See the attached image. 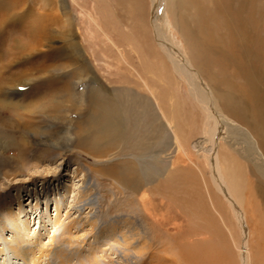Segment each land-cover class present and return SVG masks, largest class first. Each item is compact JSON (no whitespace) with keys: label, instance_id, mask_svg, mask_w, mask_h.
I'll use <instances>...</instances> for the list:
<instances>
[{"label":"rangeland","instance_id":"1","mask_svg":"<svg viewBox=\"0 0 264 264\" xmlns=\"http://www.w3.org/2000/svg\"><path fill=\"white\" fill-rule=\"evenodd\" d=\"M10 2L15 0H0V21ZM28 9L37 15H44L45 10L50 13L55 19L51 33L61 36L17 56L11 37L18 30L13 14ZM66 13L71 23L67 30ZM160 13L165 35L201 72L198 81L212 90L228 119L252 133L264 154V0H163ZM153 16L151 0H24L4 18L8 25L0 33V79L17 77L25 84L2 93L14 109L0 106V135L14 133L22 142L23 137L33 140L31 132L22 133L24 125L16 123L14 112L22 114L35 95L42 93L49 96L43 104L56 113L44 110L40 116L39 109L30 121L42 128L46 138L59 132V139L53 136L49 143L31 142L24 155L12 150L0 154V210L3 201H9L23 224L27 221L30 244L37 242V249L44 251L64 248L70 255L69 264H188L184 255L177 253L178 246L202 244L207 236L195 234L210 233L213 227L222 235L229 253L223 258L228 260L226 264H241L237 248L243 242L241 229L206 166L203 108L190 95L184 78L172 84L162 79L161 64L156 61L161 60L162 52L157 49ZM63 27L72 30L70 38L74 33V54L55 51L65 47ZM165 65L171 72L170 64ZM145 81L152 86L149 94L161 101L162 113L156 102L147 107L142 120L132 113L118 125L115 116L107 113H111L108 104L100 109L92 107L90 92L97 83L108 90L102 101L111 102L115 89H143ZM242 105L248 107L249 114L237 110ZM89 113L95 114L96 122L86 127ZM5 124H17L21 130L16 131L14 125L8 131ZM112 126L119 129L115 136ZM8 135L5 137L12 139ZM36 151L64 156L39 164L33 159ZM218 152L224 162H239V179L247 196L244 212L254 219L250 220L254 221L255 264H264V176L242 155L246 153L242 139L231 145L220 138ZM4 169L16 176L14 182L6 179ZM46 169L56 171V175L44 178L35 173ZM86 180L95 187L97 206L85 209L83 227L74 226L69 232L65 226L75 218L70 208ZM4 184L10 187L4 189ZM63 196L65 207L61 223L56 225L54 199ZM143 199L152 212L150 218L143 214ZM194 208L199 209V215H191ZM88 213L94 218L92 225L86 219ZM53 234L56 244L51 246ZM12 236V231L5 233L9 240ZM0 247L6 248L3 243ZM9 257L12 255H3L0 264H11ZM49 263L59 261L54 255L41 260V264Z\"/></svg>","mask_w":264,"mask_h":264},{"label":"bare ground","instance_id":"2","mask_svg":"<svg viewBox=\"0 0 264 264\" xmlns=\"http://www.w3.org/2000/svg\"><path fill=\"white\" fill-rule=\"evenodd\" d=\"M23 1L24 0H18V1L15 0V2L13 3L10 2V4H7L6 8H4L5 10L3 11L4 18L9 16V14L13 12V9L21 7ZM162 4H163V0H151V5H152V8L154 9V16L151 22L154 28V32H156L155 39H156V44L158 47L157 49L162 52L161 60L159 58L156 59V57L154 58L156 59L157 62L160 61L159 63L161 64V70L164 73V74L162 73V79L172 84V82L173 81L175 82L176 80H178L179 77L184 78L187 81L190 95L192 96L194 101H196V103L199 104L201 108H203L202 112L204 115V122H203L202 139L204 142L206 166L211 174V180L214 186L216 187L217 192L227 202L229 209L232 211V215H234L235 220L237 221L241 229L243 242L241 244L238 243V246H237L238 253H239V260L241 261V264H255L256 256H255L254 249L252 247L253 246L252 235L254 233L252 234L253 226L251 224V222H254L251 220H254V219H252L253 215L250 214V219H251L250 220L247 217V213H245L246 209L244 210V205H246L244 204V202L247 196L244 195L245 189L243 188V181L239 179V168H240L239 162L234 161L232 159L228 160L227 162H224L223 158H221L218 152V142L220 143V138H224L226 142L232 145L234 141H237V138L239 140L242 139L246 147V153L242 155L247 157L249 160H251L256 165V167L258 168V170L263 176H264V154L259 149L256 143V140L252 136V133L249 130L242 128L241 126L237 125L235 122L228 119L224 115V113L221 111V109H219V106L216 102L215 94L212 92V90L207 85H203L198 81L200 78L202 79V74L199 71V69L195 67L194 63L190 60V58L188 59L187 56H184L180 51H178L174 47L171 40L165 35L163 31V26H162V22H163L162 15L160 13ZM45 11L43 13L44 15H37L35 12L31 11L30 9H28L25 13H21V14L14 13L13 14L14 18H16L14 22L18 23V25L15 24L18 30L15 29L14 31H17V32L16 34L11 35V37L13 40V44H15V47H16L17 56L19 55L25 56L26 52L27 53L33 52L35 51V49H38L40 47H45L47 44L49 43L51 44L54 40L58 39L59 36H61V34L57 35L56 33H51V25L53 24L55 19H52L50 17L52 15L47 12L45 13ZM31 12L33 14H31ZM68 15H69L68 13H66L65 16L63 15L65 19V25H67L66 30L71 27V23H70V19ZM4 18L3 20L0 21V33L6 31L5 30L7 28L6 25H8L6 24V20ZM64 29L65 27H63V31H65ZM71 33H72V30L65 31L63 33V37H64L63 44L65 47L57 48L55 49V51L60 52L61 50H63L64 54H67L69 52L72 54L73 51L76 52L77 44L75 43V40L73 37L74 33L72 34V37L70 38ZM191 41H193V39ZM165 62L168 63V65L170 64L172 68L171 72L168 70L169 66L166 67L167 65H165ZM159 63H157V65ZM19 77H23V76H19ZM16 78L17 77L0 79V97L3 96L2 93L4 89L9 88L14 85L20 86V85L25 84L24 81L16 79ZM140 78L142 79V77ZM122 83L124 84L125 82H122ZM97 84L93 87V89L90 92L92 107L93 108L98 107L100 109L101 106H105L106 104H108L110 106L111 113L110 112H107V113L108 115H112L113 117L115 116L114 122L117 123L118 125L120 124V120H122L124 116L125 118L129 117L127 119L129 120L131 118L130 114L132 113H137L140 120H142L144 118V114H145V111L147 110V107L155 106L156 102H158V105H157L158 109L162 113L161 101H158V99L154 97V94H152L153 96L149 94V92L152 91L151 89L152 86H150L149 85L150 83H148L147 81L142 82V84L145 86L143 89L136 90L132 88H123V92L121 91L122 89H118V90L115 89V93L111 95L112 96L111 102L102 101L103 95L108 93V90L106 87H104L101 84H98L99 85L98 87ZM128 84L129 83L127 81V85ZM222 84H224V81ZM125 85L126 84H124V86ZM225 87H227L228 89V86H225ZM80 95L82 96L81 93ZM81 96H78V97H80L81 99L83 97ZM48 97L49 96H45V95L42 96V93L37 94L30 101L29 106L24 110L22 114L18 112L17 113L14 112V116L17 119L16 123L18 124L19 122L22 121L24 125V129L21 130L17 124H14L16 126V131L21 130L22 133L31 132L32 136H34L33 137L34 139L29 140L28 138L23 137V142H22L19 139H15L16 136L14 135V133H12L11 135H8V134L5 135V132H3L0 135V154L5 155L7 151L12 150L15 152H19L21 155H24L25 149L28 147L31 148L30 147L31 142L32 143L35 142V144L36 143L37 144L47 143V142L49 143V141H47L49 138H46V136L41 132L42 128L38 127L35 123H32L30 121L32 118L36 117L39 109L42 110V112L40 113V116L45 113L43 112L44 110H46V112L49 111V112L56 113V110L51 109L48 105L43 104L44 100ZM1 99L5 100V101L0 100L1 107L3 108L7 107L8 109H14V108H10V105H13L12 102L8 101L4 97H1ZM80 99L78 98V100ZM78 103L81 104V102L79 101ZM240 106L239 107L237 106L238 107L237 110L241 111L243 115L249 114L250 111L248 110V107H245L246 104L245 106L242 105L243 107H240ZM2 115L5 116L4 114ZM156 116L159 117V113H157ZM0 117H1V114H0ZM88 118L92 122L89 120L86 127L93 126V124L96 122L95 114L89 113ZM0 119H3V118H0ZM39 119L40 118H38V120ZM14 125L5 124L3 125V127L6 130L11 131ZM112 127H113V132H114L112 133V135L115 136L117 132H119V129L117 126H115L117 130L115 129L114 126ZM58 134L59 132H57V134L55 132L53 136H57ZM7 135L10 136L12 139H7L5 137ZM35 135L37 136L36 138H35ZM53 136L49 140L53 139ZM56 139L58 140L59 136H57ZM176 140L178 141L177 138ZM10 144H11V147L9 146ZM238 152L241 153L240 150H238ZM34 153L36 154L33 157V159L36 160V162L39 164H41V162L44 164H46L47 162H53V161L55 162L58 159L63 158L64 156V153H60V152H57L56 154H51L48 152L39 153L38 151H36ZM44 156L46 159L43 158ZM27 165L28 164H26V166ZM7 169H4L2 171L4 176L6 177V179L9 180V182L10 181L14 182V180L16 179L14 177L16 176L14 174H10L11 171ZM21 169L23 170V168ZM53 171L46 169V170H42L41 172L37 170L35 171V173L43 176L44 178H47L50 176V174L56 175L55 174L56 171L54 172ZM80 172L82 173L84 172V170L80 169ZM10 178L12 179L10 180ZM4 185H5L4 189H8L10 187L9 184H4ZM94 188L95 187L93 186L92 182L86 180L85 182H83L81 187L78 189V190H81V193L80 195L77 196V198H75V201L71 205V208H70V212L71 211L74 212L75 218L71 220V222L69 223L70 225L65 226V229H67L69 232L71 231L70 229H72L74 226L82 225L81 224L82 216L84 215L83 211L85 209L87 208L94 209L97 206L96 197L93 194ZM64 191L65 193L69 192L67 188H64ZM54 200H55V206H56V211H57V219H56L57 221L55 224L58 225L61 223L60 219H61L62 209H64L65 207V197L63 196V198L62 197L55 198ZM151 200L152 199L150 197L149 203L152 202ZM21 204L22 203H20V206H22ZM142 204H143V210H144L143 214H145L148 218H150L152 212L147 208V202L145 199H143ZM198 205H200V203ZM47 207H49V205H47ZM190 207L192 208V206H188V208ZM1 209L2 210H0V245L1 243H3L5 244V247H6V248L0 247V258L1 259L3 255L6 256V254L8 253V255H12V258L9 257V261H8L11 264H16V263L20 264L21 262H23V264H41L42 259L44 258L47 259V258H50L51 255H54L59 261L58 264H69L70 255H68V252L64 248L58 247L50 251H44L43 249H37L38 247L37 242L34 243V246L30 244L32 243L31 239L27 238V235H26V230H28L27 221H25L23 224L21 217L19 216V214L14 212L13 206L10 204L9 201L4 200L3 206ZM198 210H199L198 208H196L195 210L190 209V212L192 213L191 215L193 214H195L196 216L199 215ZM22 213H25L24 210H22ZM88 215L89 213L86 215L87 217L86 219H89L88 222L90 225H92L95 222L94 218H90ZM209 225L213 226L212 223ZM9 227L12 229H10ZM206 227H209V226H206ZM43 229L44 230L47 229L46 224L43 225ZM213 230H214V227L213 229L211 228L210 233L203 232V233L195 234V236H207L206 238L204 237L206 241L205 239L204 240L202 239L205 242L202 241V244H199V245H197L198 244L197 243L196 245H194L193 248H189L188 245L178 246L179 251H177V253L184 255V257L187 259L188 264H226L225 260L227 259H223V258L226 257L225 254H227V257H228L229 253L227 252L225 248L226 246H225L224 239L222 235L216 232V230L214 231ZM7 231H12L13 233L12 240H9L8 238L5 237V233ZM213 239H214V242H213ZM50 241H51V244H50L51 246L56 244V234L52 235V237L50 238ZM216 243L220 244V246L219 245L218 246L220 247L219 249L221 250L218 252H215V250H219L215 246Z\"/></svg>","mask_w":264,"mask_h":264}]
</instances>
